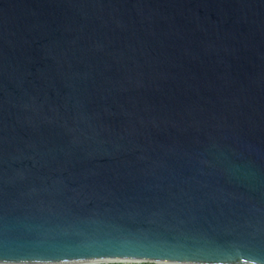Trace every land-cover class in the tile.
Returning a JSON list of instances; mask_svg holds the SVG:
<instances>
[{"label":"water","instance_id":"obj_1","mask_svg":"<svg viewBox=\"0 0 264 264\" xmlns=\"http://www.w3.org/2000/svg\"><path fill=\"white\" fill-rule=\"evenodd\" d=\"M264 264V0H0V264Z\"/></svg>","mask_w":264,"mask_h":264},{"label":"trees","instance_id":"obj_2","mask_svg":"<svg viewBox=\"0 0 264 264\" xmlns=\"http://www.w3.org/2000/svg\"><path fill=\"white\" fill-rule=\"evenodd\" d=\"M144 264H151V263H144Z\"/></svg>","mask_w":264,"mask_h":264}]
</instances>
